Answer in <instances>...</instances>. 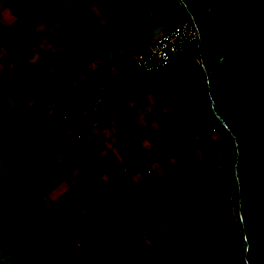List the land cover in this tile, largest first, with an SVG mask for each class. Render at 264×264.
Here are the masks:
<instances>
[{"label": "rangeland", "instance_id": "rangeland-1", "mask_svg": "<svg viewBox=\"0 0 264 264\" xmlns=\"http://www.w3.org/2000/svg\"><path fill=\"white\" fill-rule=\"evenodd\" d=\"M56 9H63L68 13L62 17L63 22H60V16H49ZM114 10L120 11L119 16L126 17L122 21L133 28L129 36V49H124L123 44L115 40L116 36L109 37L113 45L110 48L114 52H122L115 56L114 63L123 69L124 74L137 70L133 56L144 41L158 38L168 27L177 25L186 18L178 0H0V27L5 32V40H0V74L5 73L12 65H17L25 72L33 71V65L40 59L38 56H48L50 53L47 50L51 47L57 50L62 48L63 41L70 38L82 39L95 34L101 27L95 13L111 17ZM91 45L73 48L69 54L74 57L89 54ZM54 55L48 56L51 63L60 59ZM194 55L195 44H191L183 58L177 60L169 71L166 70L169 72L167 79L173 93L175 81L183 80L190 89L188 95L199 94L203 75L199 64L193 60ZM54 64L66 76H71L72 68L77 72L82 70L74 62ZM139 72L145 74L143 71ZM49 92V96H46L48 99H57L60 95H55L54 91ZM164 94L171 103L175 101L174 94ZM17 95H26L23 87L9 84L0 87V143L8 149L5 156L0 155V264H28L25 259L28 256L34 264H47L46 256L55 250L51 243L53 238L54 241L76 242L79 239L85 242L95 230H100L103 223L101 218L94 220L88 217L86 221L77 219L67 224L62 219L66 203L67 210L74 208L76 200H82L85 204L82 205V211L83 208L90 207L91 200L98 201L100 212H112L114 208L110 206L107 196L100 199L91 192L87 193L88 196L81 193L83 188L94 185L90 179L83 178V172L79 168L84 166L82 161L73 159L66 153L58 154L45 164L35 161V155L41 152L48 136L37 132L36 137L30 138L28 133L38 130L33 112L38 105L44 104L45 99L33 102L32 107L28 108ZM54 95L55 98H50ZM174 105L175 103L172 106ZM123 107L125 106H122L117 115L124 114L122 117L127 123L126 130L137 139L130 142L131 151L137 150L138 139L147 141L144 144L148 145L145 147L146 158L154 163V172L165 175V200L168 197L172 200L171 203L166 202L168 215L159 216L155 223L146 227L152 228L160 222L163 226L161 237L157 235V239L152 240L146 238L148 241L143 247L140 246L141 249H144L145 254H150L151 244L148 243H152V247L163 257L164 264H245L244 244L233 213L232 182L229 193V182L226 180L233 156L228 137L222 131L221 134L211 131L209 142L203 149L201 129L200 133L190 135L191 138L196 134L194 140L183 138L177 143L165 134L158 133L161 123L141 126L139 118H149L150 111H124ZM206 109L200 102L189 107L183 117L175 121L182 124L180 128L189 131L192 130L191 124L203 126L208 121ZM155 114L156 119L161 121L168 119L170 115L158 108ZM79 129L80 124L67 133L56 127H52L50 132L57 139L60 136L59 140L63 142L66 134L68 137H75L76 130ZM215 135L217 139L214 140L212 137ZM148 141L154 143L156 151L152 146L149 149ZM211 142L213 143L209 146ZM169 151H177L179 158L161 162L159 158ZM182 162L186 170L178 166ZM123 164H127V161H116L115 169L120 171ZM175 189H179V192L173 195ZM129 194H133L135 198L149 196L146 191L130 192L125 188L120 191L117 203L123 204L128 200ZM158 209L159 205L152 202L145 204L142 213L149 216V210ZM130 212L132 211L128 208L125 214L130 217ZM142 232L143 230L141 234ZM130 258L124 264H135Z\"/></svg>", "mask_w": 264, "mask_h": 264}, {"label": "crops", "instance_id": "crops-1", "mask_svg": "<svg viewBox=\"0 0 264 264\" xmlns=\"http://www.w3.org/2000/svg\"><path fill=\"white\" fill-rule=\"evenodd\" d=\"M95 15H97L101 26L108 17H110L102 15L101 13H95ZM112 15L117 17V19L111 27L110 34L103 38L106 40L103 41L101 38L94 41L91 43L92 50L89 54L76 57L82 67L80 72H77L72 68L71 76H66L60 71L56 64H54L55 62H61L60 59H57L52 63L53 66L50 73L55 71L59 72L67 82L63 87L54 85L49 94L54 91L55 95H61L62 93L64 94L65 91L70 90L73 86H76L89 95V100L100 95L101 98L99 97L98 101L102 102V100L110 94L112 98L122 101L117 105L114 114L112 115L107 111L100 112L97 109V104L99 103L97 100L94 101L89 108H86L83 102H76L75 109L64 119L60 120L57 125L52 126L63 129V131H61L67 133L70 130L75 129L76 125L78 126V124H80L81 129L76 130V136L68 137L66 134L63 138V142H61L59 140L60 136L57 139V137L51 132L50 135L45 134L48 136V141H46L41 152L39 151L35 155L34 159L36 162H42L45 164L58 154L66 153L73 159L82 161L84 166H79V168H81L83 172V178L86 177L87 179H90L91 183L94 184L88 186L89 188L107 191L119 186L114 194L105 195L108 197L110 206L114 209L112 208L113 211L108 213L100 212L98 209V201L91 200L89 201L90 207H85L82 211V205L85 206V204L82 200H76L74 208L67 210L68 203H66L64 207L65 217L63 216L62 219H65L67 224L69 222L73 223V221L77 219H81L83 222L86 221V218L88 217H92L94 220L101 218L103 219V223L100 230H95L82 246L79 244L81 242L79 239L76 240L78 243L68 241L71 245H66L58 244V241H54L53 238L51 243L55 247V250L52 254L46 256L45 260L47 264H124L129 257H131L130 259L134 261L135 264H164L163 257L161 254L157 253L155 247H152V243H148L149 245L151 244L150 254H145L144 249L142 250L141 247L147 243L148 240H146V238L152 240L157 239V235L161 237L163 226L160 222L155 224L152 228L146 229V227L148 224L155 223L159 216L168 215L169 212H161L159 206V209L156 211L149 210V216L142 213V208L145 207V204L153 202L149 200L152 196V192L148 188V185L132 190L126 183H141L146 180L153 183H163L165 175L154 172V163L147 160L145 147H148V145H144L147 143L146 140L138 139L139 146L137 150H135V152L131 151L130 142L137 139H134L135 136H132V134L126 130L127 123L122 117L124 114L117 115L122 106H125L123 107L125 108L124 111H150L151 114L149 118L146 116H141V118H139L141 126L146 127L152 126L154 123H161L162 127L159 128L158 133L165 134L168 138H171L172 141H177V143H180V140L183 138L189 139L190 135L195 132L200 133L202 129L203 132L201 135L203 139H201V141L203 144H201V147L203 149L204 145L209 142V135L212 134V127L217 125L207 102V95L203 81L200 82V92L198 95H188L190 89L187 84L180 79V81H175L173 93L171 85H169V79H167L169 76L168 69V71L165 70L166 72L164 71L160 74V77L157 73L143 74L135 70L132 73H122L123 69L117 67L114 63L115 56H119L122 52H114V50L110 48L113 47V45L110 43L109 37L112 35L116 36L115 40H119V42L123 44L122 46L124 49H129V36L130 31L133 30V28L130 24H126L122 21V19L126 17H124V15L119 16L120 11L114 10ZM64 16L65 15L59 17L60 22L64 21L62 19ZM174 26L168 27L162 32L161 36ZM100 28L101 27H99V29ZM4 37L5 32L0 27V40H5ZM63 48L64 41L62 43V48L54 50L51 47L50 50H47L50 53L48 56L51 57L54 54L57 55V53L62 51ZM41 55L47 56L45 54ZM48 56L47 58L49 59ZM39 57L40 56H38V59ZM177 58L179 59L173 61L171 67L174 66V63L177 60L182 59L183 56H178ZM23 90L26 91V88L23 87ZM141 91L144 92L142 93V96H139L141 95L139 94ZM132 92H136L137 94L134 95L135 93L132 94ZM164 93H168L169 95L174 94L175 101L172 103L168 101ZM55 95L54 97L50 96V98H55ZM17 96L19 97V95ZM48 96L49 95L47 94V97ZM21 98L22 97L20 96L19 99ZM200 102H202L207 108L208 121L206 124L203 126L191 124L190 126H192V130L190 131L189 129L184 130L183 127L180 128L182 124L178 122L176 123L175 120L183 117V114L189 107L198 105ZM173 103H175L174 106H172ZM157 108L161 112H169V118L164 121H161L159 118L157 120V117H155ZM186 123L189 125L187 121ZM194 128H196L197 131L194 130ZM218 133L221 134V132ZM195 135L196 134L190 139L194 140ZM196 138H198V135ZM212 138H214V140L217 139L216 135ZM149 139H151V137H149ZM148 142L149 149L153 148L154 151H156L157 147L154 143H150V141ZM212 143L213 142H211L209 146ZM178 155L177 151H169L164 153L159 159L161 162L172 161L174 158H179ZM39 159H41V161ZM122 160H126L127 164H123L121 170L117 171L115 169V163L116 161L121 163ZM155 161H157V159H155ZM148 164L150 165L149 168L147 167ZM127 165H129V168ZM178 166L183 168V170H186L183 162L178 164ZM106 184L108 186H105ZM125 188L130 190V192L143 190L148 192L149 196L135 198L133 194H129L128 200L123 202V204L117 203L120 191ZM91 194L96 198H105V196L100 197L94 193ZM84 196L88 195L85 194ZM128 208L132 211L130 212V217L125 214V211ZM79 211L81 214H79ZM140 213H142V215ZM144 228L146 230H144ZM141 230H143L142 234ZM79 245V248L83 250L77 252L76 249ZM222 247L224 248V246ZM125 256H127V258ZM155 258L156 260H154ZM25 259L28 264H34L29 256Z\"/></svg>", "mask_w": 264, "mask_h": 264}, {"label": "water", "instance_id": "water-1", "mask_svg": "<svg viewBox=\"0 0 264 264\" xmlns=\"http://www.w3.org/2000/svg\"><path fill=\"white\" fill-rule=\"evenodd\" d=\"M198 30L196 61L231 142L233 213L245 264H264V0H178Z\"/></svg>", "mask_w": 264, "mask_h": 264}, {"label": "trees", "instance_id": "trees-1", "mask_svg": "<svg viewBox=\"0 0 264 264\" xmlns=\"http://www.w3.org/2000/svg\"><path fill=\"white\" fill-rule=\"evenodd\" d=\"M103 1L108 2V0ZM63 15H68V13H66L63 9H56L49 16L57 17ZM116 19L117 17L112 15L110 19L106 23H104L95 34L91 36L82 39L73 37L66 40L64 42L63 50L57 53V56L60 57L61 62H74L78 67L82 68L77 58L69 54L71 50L84 44H91L94 41L110 34L111 27ZM185 54L186 53L181 55V57ZM176 59L179 58L175 57L174 61ZM33 66V71L25 72L21 70L17 65H12L5 73L0 74V87L11 84L26 88V95L20 99L21 103H23L26 107L31 108L33 102L45 99L44 104L38 105V107L36 108L37 110L33 112V116L38 123V130L33 133H28V137L34 138L37 135V132H42L44 134L50 135L51 127L57 125L60 120L69 115L75 109L76 102H83L85 107L89 108L90 106H92L94 101L99 100L100 95L96 96L92 100H89V95L76 86H73L70 90L65 91L64 94L59 95L57 99H48L46 96L52 89V87L54 85L63 87L66 84L67 80L64 79L62 75L57 71L50 73L53 65L44 55H41L39 61L36 62ZM163 72L164 71L157 72V74H159V77ZM139 96H142V94ZM121 101L122 100H116L112 98L109 94L102 100V102L98 101L99 103L97 104V109L100 112L107 111L110 115H112L114 114L117 105ZM7 152V146L0 143V155L5 156ZM226 180H228L229 182L230 193L231 179L229 176H227ZM126 184L132 190L141 188L144 185H148V188L152 192V196L149 200L156 202L160 206L161 212H168L166 202L168 201V203H171L172 200L170 197L165 200L166 195L162 182L153 183L149 180H146L141 183L128 182ZM118 188L119 186H116L115 188L109 189L107 191H102L96 188H83L81 190V193L85 195L91 192L100 197H103L106 194H114L118 190ZM178 192L179 189H175L172 194L176 195ZM84 243V241H81L80 245L82 246ZM58 244L71 245V243H69L68 241H58ZM80 245L76 249L77 252H80Z\"/></svg>", "mask_w": 264, "mask_h": 264}, {"label": "built area", "instance_id": "built-area-1", "mask_svg": "<svg viewBox=\"0 0 264 264\" xmlns=\"http://www.w3.org/2000/svg\"><path fill=\"white\" fill-rule=\"evenodd\" d=\"M198 38L197 28L186 19L164 35L144 41L134 56L136 71L157 73L169 69L174 58L186 53L191 44L196 45ZM211 130L222 131L218 124Z\"/></svg>", "mask_w": 264, "mask_h": 264}]
</instances>
